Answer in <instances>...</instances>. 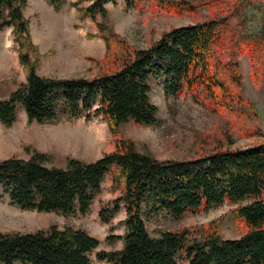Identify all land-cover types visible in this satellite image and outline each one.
Segmentation results:
<instances>
[{
  "label": "trees",
  "instance_id": "1",
  "mask_svg": "<svg viewBox=\"0 0 264 264\" xmlns=\"http://www.w3.org/2000/svg\"><path fill=\"white\" fill-rule=\"evenodd\" d=\"M45 1L55 10L66 2ZM86 1L90 4L81 6ZM117 1L76 0L73 6L81 17L95 22L97 17L106 18L105 4ZM120 1L125 11H142L143 2L169 16H193L202 7L216 16L163 32L145 49L129 46L110 27L97 23L106 49L101 74L58 79L36 73L39 54L23 16L26 0H0V31L12 29L25 72V82L0 98V124L10 127L20 108L28 123L38 124L62 118L90 120L93 112L113 136L128 122L157 126L158 110L149 97V83L157 80L166 96L189 95L196 104L228 119L243 137L260 133L249 127L256 109L243 94L238 59L249 58L251 77L259 85L264 74V21L257 31L249 30L241 7L246 0ZM48 159L37 151L28 160L0 159V188L22 211L85 215L110 175L119 196L99 210L98 219L107 224L123 210L124 229L107 238L120 241V249L97 251L99 262L179 264L181 256L186 264H264V142L195 159L159 160L149 151H138L133 141L121 139L92 162L67 158L63 167H56ZM225 202L238 204L232 210L234 223L244 230L238 239L220 236L222 219L153 235L145 227V218L166 213L178 220ZM98 245L97 239L72 226L0 232V264H91L89 256Z\"/></svg>",
  "mask_w": 264,
  "mask_h": 264
},
{
  "label": "rangeland",
  "instance_id": "2",
  "mask_svg": "<svg viewBox=\"0 0 264 264\" xmlns=\"http://www.w3.org/2000/svg\"><path fill=\"white\" fill-rule=\"evenodd\" d=\"M75 2L66 0L60 9L55 10L45 0H26L23 16L29 23L31 43L38 50L36 73L39 76L91 79L101 74L106 49L103 39L97 35V23L110 27L117 39L124 40L129 46L145 49L157 41L163 32L216 16L207 7H202L193 16H169L150 9L143 2L140 4L142 11H125L123 3L118 0L115 4H105L106 18L97 17L94 22L76 12L73 6ZM89 4L90 1H86L81 6ZM241 7L249 30L257 31L264 21V0H246ZM29 54L34 60L31 51ZM238 60L243 94L256 109V115L251 114L249 127L256 128L259 134L243 137L231 127L228 119L196 104L187 94L179 98L166 96L161 81L151 80L149 97L158 110L157 126L128 122L113 136L107 124L93 112L90 120L62 118L54 123L38 124L28 123L24 112L18 108L16 120L10 127L0 124V159L18 157L28 160L37 151L48 156L49 164L63 167L67 158L95 161L104 153L112 151L115 141L121 139L133 141L138 151H149L159 160L195 159L216 150L244 149L263 143L264 74L259 79V85H255L249 58L242 56ZM24 82L25 72L19 62L12 29L6 28L0 31V98L7 97ZM117 196L119 192L112 188L111 176L107 175L89 211L85 215L65 217L58 213L22 211L10 204L8 196L0 188V232H33L52 225L79 228L99 242L89 256L90 263L105 264L96 260L95 253L120 249V241L107 238L123 234L122 221L125 215L121 210L105 224L98 219V212ZM246 203L244 201L241 204ZM237 206L225 202L219 207L187 214L178 220L161 213L145 218V227L153 235L157 231H178L222 219L220 236L223 239H238L244 230L233 221L232 210ZM178 262L186 264L181 256Z\"/></svg>",
  "mask_w": 264,
  "mask_h": 264
}]
</instances>
